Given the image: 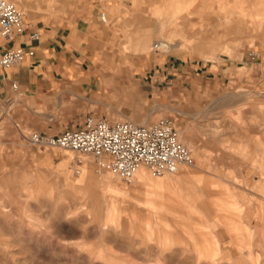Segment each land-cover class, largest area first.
Wrapping results in <instances>:
<instances>
[{"label":"rangeland","instance_id":"374dc122","mask_svg":"<svg viewBox=\"0 0 264 264\" xmlns=\"http://www.w3.org/2000/svg\"><path fill=\"white\" fill-rule=\"evenodd\" d=\"M11 1L38 27L83 19L97 32L88 93L47 111L14 92L0 113V264H264V0ZM137 34L150 43L136 47ZM112 76L128 100L110 95ZM91 113L172 121L192 164L179 176L144 168L179 185L137 189L109 170L108 190L91 155L28 141Z\"/></svg>","mask_w":264,"mask_h":264},{"label":"built area","instance_id":"2783aa9c","mask_svg":"<svg viewBox=\"0 0 264 264\" xmlns=\"http://www.w3.org/2000/svg\"><path fill=\"white\" fill-rule=\"evenodd\" d=\"M105 21V13L100 15ZM30 23L26 13L11 0H0V39L12 41L25 34ZM39 32L32 30L30 40H37ZM154 50H159L157 46ZM33 46H0V69H7L33 57ZM14 92L20 93L18 83L11 82ZM28 141L35 147L68 149L78 154H88L123 181L130 183L135 169L142 165L155 175L176 173L179 168L192 163L190 151L178 140L172 121L160 119L151 125L131 121L110 122L106 117L85 114L74 127L48 135L31 132Z\"/></svg>","mask_w":264,"mask_h":264},{"label":"crops","instance_id":"0c3cea01","mask_svg":"<svg viewBox=\"0 0 264 264\" xmlns=\"http://www.w3.org/2000/svg\"><path fill=\"white\" fill-rule=\"evenodd\" d=\"M116 5L113 3V8ZM28 22L30 25L23 36L12 41L0 39V46L3 47L31 45L35 49L33 57L26 58L17 66L0 69V113L15 104L14 91L10 85L13 81L18 83L20 95L23 96V102L19 105L24 104L22 107L27 109L39 105L49 111L51 103L59 96L70 95L74 93L73 89L85 93L91 90L88 84L92 78L86 73L87 48L92 46V35L97 32L96 28L83 19L57 29L38 27ZM34 29L39 32V38L32 41L29 34ZM172 67L178 69L174 65Z\"/></svg>","mask_w":264,"mask_h":264},{"label":"bare ground","instance_id":"6f19581e","mask_svg":"<svg viewBox=\"0 0 264 264\" xmlns=\"http://www.w3.org/2000/svg\"><path fill=\"white\" fill-rule=\"evenodd\" d=\"M157 5V4H156ZM142 19H144V18H140V20H142ZM155 19V18H154ZM107 19H106V17H105V21H106ZM149 20V19H148ZM234 29V28H233ZM140 34H137V36H136V39H138L137 40V45H136V47H146L149 43H150V38H139L140 36H139ZM179 35V34H178ZM184 35V34H183ZM161 45H163V42H162V40H159L156 44H155V46H161ZM158 49H159V47H158ZM103 75V74H102ZM107 79H109V80H107ZM102 83L103 84H108L109 85V92H110V95H122L126 100H128V92L126 91V89L123 87V86H118L117 84H118V81L116 82L115 81V79H114V76H112V77H109V78H106V77H103V80H102ZM101 87H102V84H101ZM133 120V119H132ZM135 120V119H134ZM146 120V119H145ZM129 121V120H128ZM131 122H133L134 124H149V125H151V124H153V123H151V121H150V123H143L144 121H141L142 123H136V121L134 122V121H131ZM181 136V135H180ZM179 136V137H180ZM179 137H178V132H177V138H178V140H179ZM180 141V140H179ZM181 142V141H180ZM183 144V143H182ZM191 145V144H190ZM185 146V145H184ZM186 147V146H185ZM187 148V147H186ZM188 149V148H187ZM189 150V149H188ZM191 154V153H190ZM192 164V163H191ZM186 165H190V164H186ZM186 165H183V166H186ZM183 166H181L180 168H179V170L176 172V173H164V174H162L163 176L164 175H174V174H177L180 170H181V168L183 167ZM85 167H87L86 169L88 170V172H89V174L90 175H92L93 174V169H92V165H90V163H85ZM145 166H142V165H140V166H138L136 169H135V171H134V173H133V177H132V179H131V182L132 181H134L135 182V186H136V188L137 189H139V187H142V186H147V185H156L158 188H171L170 186H172V187H177L178 185H179V180H175L174 182L172 181V182H170V179H168V180H166V181H161V182H154L153 181V179H152V177L147 173V171H146V169L144 168ZM147 168V167H146ZM97 169V171H100V172H102V171H104V172H106V175H107V184H106V189H108V190H116V188H115V186H114V183H113V181L111 180V177L112 176H110L111 175V172L108 170H104L105 169V167H103V166H101L100 164H99V166L96 168ZM150 170V169H149ZM151 171V170H150ZM152 172V171H151ZM189 172V171H188ZM188 172H185L187 175H189L188 174ZM113 174V173H112ZM153 174V173H152ZM182 174V172H179L178 173V176L179 175H181ZM169 177V176H168ZM119 178V177H118ZM176 179V178H175ZM89 182H91V183H93L94 182V180H93V178H89ZM172 184V185H171ZM176 189V188H175ZM168 190V189H167ZM170 190V189H169ZM118 191V190H117ZM172 193H173V191H172ZM123 195L125 196V197H127V199L128 198H130L131 197V195H130V193L129 192H123ZM134 200H135V202H142V203H146V202H148V201H144V200H140V199H138V198H134ZM149 205V204H148ZM106 215H107V213H106Z\"/></svg>","mask_w":264,"mask_h":264}]
</instances>
